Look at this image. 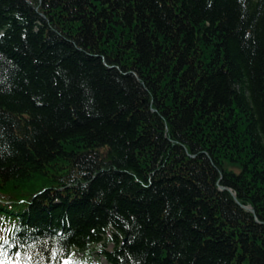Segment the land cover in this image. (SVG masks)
<instances>
[{
	"label": "trees",
	"instance_id": "trees-1",
	"mask_svg": "<svg viewBox=\"0 0 264 264\" xmlns=\"http://www.w3.org/2000/svg\"><path fill=\"white\" fill-rule=\"evenodd\" d=\"M96 251L264 264V0H0L1 264Z\"/></svg>",
	"mask_w": 264,
	"mask_h": 264
},
{
	"label": "rangeland",
	"instance_id": "rangeland-1",
	"mask_svg": "<svg viewBox=\"0 0 264 264\" xmlns=\"http://www.w3.org/2000/svg\"><path fill=\"white\" fill-rule=\"evenodd\" d=\"M82 256L79 254H74L72 260L69 264H105V262L101 258H97L94 255L89 257L88 259L82 260Z\"/></svg>",
	"mask_w": 264,
	"mask_h": 264
}]
</instances>
